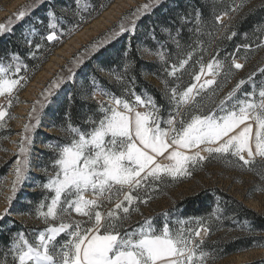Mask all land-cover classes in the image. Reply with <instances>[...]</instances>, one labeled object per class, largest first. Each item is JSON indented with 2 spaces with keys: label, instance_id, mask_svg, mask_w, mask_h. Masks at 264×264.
<instances>
[{
  "label": "snow or ice",
  "instance_id": "1",
  "mask_svg": "<svg viewBox=\"0 0 264 264\" xmlns=\"http://www.w3.org/2000/svg\"><path fill=\"white\" fill-rule=\"evenodd\" d=\"M160 3L161 0H149L137 8L129 18L130 24L122 22L112 37L126 32L134 35L136 21ZM75 4L77 15L87 8L85 0H75ZM28 7L31 6L20 10L14 19L22 20ZM240 7L242 5H237L232 11ZM48 16L51 31L46 39L53 41L58 17L53 11H49ZM222 19L223 16H216V23H221ZM180 21L183 25L192 23L193 19L186 15L181 16ZM12 22L10 19L7 24L0 23V34L11 31ZM194 23L195 27L189 31L198 40L203 24L199 11ZM181 30L177 28L173 34L164 29L178 49ZM236 34L232 31L226 39L231 40ZM25 42L32 43L27 39ZM257 46L264 47V42ZM35 47L38 49L40 45ZM241 47L251 46L237 45L229 54L232 57L230 68L240 70L244 67L237 62ZM146 51L165 63L169 77L179 80L177 73L188 65L194 50L170 65L162 45L160 50ZM19 60L16 55L11 62L0 59V97L5 98L9 107L11 98L25 79L18 75L22 68ZM198 63L199 71L193 73L197 83L181 88L179 84L170 87L162 80L169 105L166 116L155 97L136 91L135 78L128 75L131 61L124 63L122 73L109 72L110 77L123 85L120 95L93 79L91 94L81 93L84 101L97 102L96 109L83 118L87 128L73 123L69 110L60 129L67 142L48 145L53 156L49 160L50 167L41 168L47 180L37 187L45 194L34 213L45 227L33 230V239L23 230L14 233L0 250L2 264H207L210 253L202 245L211 228L203 220L198 221L196 229H173L167 220L158 227L150 219L131 230L125 227L131 225L132 213L138 210L137 203L146 204L159 185L186 179L206 161L215 159L247 171L259 167L257 174L264 177V85L257 88L253 73L247 81L239 80L215 108L207 109L197 97L208 90L216 92L213 86H220L217 77L225 74L226 60L219 59L217 53L206 64L202 60ZM230 68L225 80L231 75ZM249 82H252V90L238 95L242 86ZM59 84L60 81H56L52 87L58 88ZM51 95L49 89L40 108L32 107L28 115L35 123L23 126L13 167L12 195L6 197L9 207L18 189L30 178L33 133L40 126L41 110ZM8 116L7 109L0 106V122ZM9 207L0 213V220L10 214ZM213 215L219 219L217 211L214 210ZM178 223L184 225L186 221ZM245 230L251 231V226Z\"/></svg>",
  "mask_w": 264,
  "mask_h": 264
},
{
  "label": "trees",
  "instance_id": "2",
  "mask_svg": "<svg viewBox=\"0 0 264 264\" xmlns=\"http://www.w3.org/2000/svg\"><path fill=\"white\" fill-rule=\"evenodd\" d=\"M102 0H98L100 2ZM254 0H167L158 8L154 9L149 16L145 17L139 23V35L132 37H122L107 47L95 53L81 68L77 74L80 78L81 85L78 89H70L67 91L59 103L56 111L52 115V126L60 133L61 136L53 134H43L39 131L46 145L65 143L67 138L61 126L65 124V114L69 110L72 114V121L79 124L81 128H87L83 124V118L96 109V100L89 99L84 101L81 93L87 91L91 94L93 79L105 89L110 90L116 95H120L123 91V85L118 84L113 77L109 76V72H123V65L126 61L132 62V68L129 72V78H135V89L138 93H150L155 97L156 102L164 108V115H167L169 107L167 99L163 93L145 77L157 81L164 87L163 81H167L170 87H175L177 84L181 88H185L188 84H192L194 78L193 73L198 72L199 61L204 63L208 59L217 56L219 59L226 60L225 74L217 77L219 87L216 85V92L208 90L201 97H197L200 103L207 109L215 108L219 101L232 90L236 83L247 78L255 73L254 83L258 87L264 85V59H258L264 47L257 45L263 42L264 39V4L258 7L249 8ZM75 0H50L38 9L37 16H43L45 12L56 11L62 8L69 11ZM237 5H242L236 11H232ZM249 6V7H248ZM44 11V13H43ZM199 11L203 20L202 34L198 40L194 37L189 29L195 27L194 17ZM56 13V12H54ZM228 13L227 20L223 23H216V16H223ZM71 14V13H69ZM189 16L193 19L192 23L181 24V16ZM59 17L63 25L70 23L69 17ZM86 18V17H84ZM82 18H75V26L80 25ZM48 17L43 18L41 24L42 31L37 27H33L38 31L39 38L45 44L44 35L51 30H47ZM66 23V24H65ZM24 26V25H23ZM23 26H16L10 33L0 38V58H8L13 55H19L20 50L16 43L18 37L22 36ZM72 27V26H71ZM71 27L66 30L67 34L71 32ZM177 28H181L180 43L178 49L176 45L169 39L167 32L164 29H169L175 34ZM232 31L237 34L231 39H226ZM247 34V35H245ZM56 35L62 37L59 31L56 30ZM64 38V36H63ZM52 42V41H50ZM146 49L152 51L160 50L163 46L166 60L168 62L178 63L180 58H186L189 51H193L192 59L186 65L185 69L177 75L179 80H172L167 77L165 68L159 63H151L144 61L139 53L136 43ZM248 44L251 47L245 49L240 48L237 54L244 67L240 70L230 68L232 57L229 55L235 51L237 45ZM46 47L50 48L46 44ZM246 58V59H245ZM95 66V67H94ZM230 68L231 75L225 80V75ZM103 69V71H101ZM249 70V72L247 71ZM247 71V72H246ZM104 72L110 77V81L101 76ZM170 79V80H169ZM64 89V87H62ZM252 90V82L245 83L242 86L238 95ZM202 95V93H201ZM200 98V99H199ZM44 157L50 153L43 151ZM6 175V170L0 171V180ZM36 194L30 193L26 195L28 199L36 197ZM217 211L219 219L213 212ZM168 214L167 217L165 214ZM152 222L162 224L165 220L169 223L176 221H198L203 220L211 228V232L205 237L202 245L203 249L210 253L209 259L214 261H222L228 257L243 254L249 251L263 250L264 251V216L245 207L243 202L236 200L234 197L224 193L218 188L202 190L199 193L187 197L177 202L173 207L158 213L151 218ZM16 228L20 227L14 220L8 218ZM251 226V231L245 230L247 226ZM18 232L17 229H9L7 233H0V250H2L9 242L10 237ZM225 232H234L232 238L223 240L222 234ZM216 239V240H215ZM2 255L0 260L2 261ZM247 264H264V259L256 260Z\"/></svg>",
  "mask_w": 264,
  "mask_h": 264
},
{
  "label": "rangeland",
  "instance_id": "3",
  "mask_svg": "<svg viewBox=\"0 0 264 264\" xmlns=\"http://www.w3.org/2000/svg\"><path fill=\"white\" fill-rule=\"evenodd\" d=\"M19 1L20 0H0V23L7 24L10 19L13 21L10 25L11 31L0 34V38L13 33L12 30L14 27L24 25L22 36L17 38L16 43L20 50V53L17 56L20 58L19 62L22 65L21 72L18 75L25 77V79L21 81V86L18 87L15 91V95L11 98L12 104L10 107L5 98L0 97V106L7 109L9 113V116L6 117L3 122H0V171L6 170V175L0 180V213H3L6 207H9L6 197L12 195L11 182L14 179L13 167L17 158L16 154L18 153L17 145L24 133L23 126L28 123H35L34 120H29L28 114L32 111L34 105L37 109L40 108V102L44 101V96L49 89L52 90L53 95H51L48 101L45 102V107L40 113V126L33 133V168L30 172V178L18 189L12 204L9 207L10 214L4 216V218L0 220V233H7V231L12 228L17 229V231L23 230L25 233H28L29 239H33L35 235L33 230L38 231L45 227V225L35 218L34 214L36 205L45 194L41 188L37 187L41 182L47 180V176L41 168L44 165H49V160L53 156V152L48 148V145L45 144L39 131L43 134L61 136L52 126V115L62 101L65 93L70 89H78L81 85L80 78L77 74L95 53L122 37L133 36L126 32L119 36L112 37V33L113 31L119 30V25L122 22L126 25L130 24L129 18L131 17V14L140 6L149 3V0H136L124 7L119 15L110 21V23L104 28L97 31L94 35L89 36L82 41L78 47L74 48L69 56L63 59V62L57 67V69L50 73L51 75L49 74L50 76L46 78L45 81H41V84L38 83V86H36V81L40 79L42 73L46 70L47 64L55 56L56 52L75 34L82 31L84 28L90 27L105 12H107L117 0H102L100 2H98V0H85L87 8L86 10L81 11L79 15L76 14L75 3L69 11H65L62 8L56 9V11H53L56 12L55 15L57 17H69L70 23L63 25L58 17V28L56 30L59 31L62 37L56 35V39L50 42L46 39L47 35L50 33L47 32L43 37L45 44L42 43L38 31L33 27L37 26L42 31L41 24L43 23V18L48 17L49 20L47 12H45L46 14L43 18H40L42 16H37L40 14L36 12L38 9H41V6L45 3L50 2V0ZM165 1L167 0H161V3L158 6L154 7L148 14L142 15L136 21L134 35H139L140 33L139 23ZM16 2L19 3L15 5ZM263 4L264 0H254L253 3L250 4V7H248L254 8ZM27 6H31L28 7L27 15L22 20H15V15ZM81 17L82 20L80 25L75 26V18ZM225 20H227V16L223 17L221 23ZM68 27H71L72 29L69 34L64 30ZM47 30L50 29L47 27ZM109 37L112 38L109 39ZM26 39L32 41V43H26ZM37 44L40 45L38 49L35 47ZM46 44L50 46V48L46 47ZM136 46L140 57L144 61L159 63L163 68L166 67L164 62L160 61L155 55L149 54V52L146 51V48L141 46L139 42L136 43ZM0 59L4 62H11L12 56L8 58H3L1 56ZM258 59H264V49L261 51ZM209 60L211 59L209 58L208 61ZM207 62H205V64ZM172 63L173 62H168L169 65ZM182 71L183 70L178 72L177 75ZM247 71L249 72V70ZM101 76L110 81L108 74L102 72ZM167 77L171 79L173 78L168 75ZM145 78L154 84L164 95V87L162 85L157 81L151 80L147 76ZM172 80L176 79L173 78ZM56 81H60L58 88L52 87L53 83ZM193 83L197 82L193 80L192 84ZM189 85L191 84L187 83L186 87ZM62 87H64V89H62ZM204 93L205 92H202L201 96H203ZM43 151L50 153V155L44 157L42 154ZM258 171L259 167H257L255 171H247L237 168L234 165H227L224 162L215 159L206 161L202 167L198 166L192 172L191 176L186 179H182L176 183L169 182L167 184L159 185L151 192L152 198L149 199L146 204L137 203L136 207L138 210L132 213L131 225H125V227L128 228V230H131V227H135L145 219L151 220L153 216L168 210L177 202L193 196L202 190L211 188L220 189L224 193L234 197L236 200L243 202L246 208L264 216V177L258 175ZM30 193L36 194L37 196L28 199L26 195ZM29 213H32V215L30 216ZM73 215L75 216V214ZM8 218L14 220L20 227L16 228L8 221ZM75 218L79 219V217ZM153 223L158 227L162 225L157 222ZM169 224L173 229L180 227L196 229L198 227L197 222H190L187 220L184 225L179 224L176 220ZM233 233L234 232H225L222 234V237L224 238L223 240L232 238L235 235ZM197 240H199V238H197ZM260 259H264L263 250L249 251L243 254L234 255L222 261L208 259L207 264H247ZM0 264H2L1 260Z\"/></svg>",
  "mask_w": 264,
  "mask_h": 264
},
{
  "label": "bare ground",
  "instance_id": "4",
  "mask_svg": "<svg viewBox=\"0 0 264 264\" xmlns=\"http://www.w3.org/2000/svg\"><path fill=\"white\" fill-rule=\"evenodd\" d=\"M22 1L23 0H20L19 2H22ZM134 1L136 0H117L110 7V9L107 12H105L90 27L84 28L82 31L78 32L72 38H70L63 45V47L56 52L55 56L47 64L46 70H44L40 79L36 81V86H38V83H40L41 81H45V79L51 75L50 73L55 71L57 67L63 62V59L65 57H68L69 54L73 51V49L78 47V45L82 41L87 39L89 36L94 35L100 29L104 28L108 23H110V21H112L115 17L119 15V13L122 11L124 7H126L130 3H133ZM18 3L16 2L15 5H17Z\"/></svg>",
  "mask_w": 264,
  "mask_h": 264
}]
</instances>
